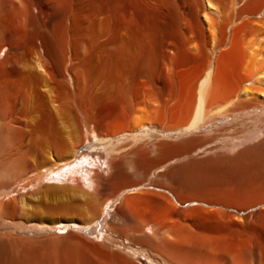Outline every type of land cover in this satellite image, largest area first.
I'll return each mask as SVG.
<instances>
[{
	"label": "bare ground",
	"instance_id": "6f19581e",
	"mask_svg": "<svg viewBox=\"0 0 264 264\" xmlns=\"http://www.w3.org/2000/svg\"><path fill=\"white\" fill-rule=\"evenodd\" d=\"M92 90L107 117L144 104L153 118L116 145L91 132L109 175L81 181L78 148L56 150L64 122L89 130ZM147 125L161 128L150 147L139 145ZM174 161L152 185L168 184L182 211L132 210L134 188L104 203L137 184L134 171L145 181ZM65 183L93 192L95 220L33 217L46 197H74L60 195ZM140 254L264 264V0H0V264H142Z\"/></svg>",
	"mask_w": 264,
	"mask_h": 264
},
{
	"label": "rangeland",
	"instance_id": "374dc122",
	"mask_svg": "<svg viewBox=\"0 0 264 264\" xmlns=\"http://www.w3.org/2000/svg\"><path fill=\"white\" fill-rule=\"evenodd\" d=\"M99 93V91H94L92 90L91 97L89 98V109H90V120H89V130H82L80 123L77 119V117H73L68 123L65 125V122L63 124L64 130H63V135H62V140H61V145H59L58 149L56 150L57 156H62L69 154L73 148H78L77 149V156L79 158H84L82 168L80 167V173L82 174L81 176L78 175V178H81L80 180L85 181V177L87 174H92L97 173V174H104L109 175L107 173V169L105 167V162L108 159V154L107 152L100 146H92L89 142L90 139H92V134L94 130L97 131V133L104 137V138H114V145L117 144V141H115V137L117 135L123 134L125 132L130 131L133 127L134 124H140L149 120H152V108L147 107L144 104L143 107L137 105L138 107L134 109L133 113H126V116L129 115L131 116L128 117V120L125 116V113L123 116L118 117L119 115H122L123 113L120 112L119 115H114L112 117H107L105 112V99L102 98H96ZM94 95V96H93ZM96 95V96H95ZM99 97V96H98ZM93 98V99H92ZM99 99L101 101H99ZM96 101V102H95ZM102 107V108H101ZM101 108V109H100ZM137 109V110H136ZM150 109V110H148ZM103 110V111H102ZM136 113V114H135ZM100 117V118H99ZM107 117V119H106ZM110 118V119H109ZM113 118V119H112ZM105 119V120H104ZM68 126V127H66ZM66 128V129H65ZM68 128V129H67ZM160 126L154 125V126H149L147 125L144 129V131H141L138 135L144 137V139L141 141L142 143L139 145H145L150 147L152 141L149 140V138H152V134H157L158 131L160 130ZM222 128L221 127H215L211 129V135H217ZM216 132V133H215ZM147 135V137H145ZM150 136V137H149ZM83 139H86V143H83ZM246 136L242 138V140H245ZM227 141V140H226ZM223 138L219 139L214 143L213 145L209 146L211 147H222L225 142ZM83 143V144H82ZM238 139L234 140L232 144H237ZM143 145V146H144ZM225 146V145H224ZM46 149V155L49 156L48 152L49 149ZM61 151V153H60ZM237 152V150H236ZM234 152V154H236ZM233 155V154H232ZM92 161L93 164H89L88 162ZM129 163V162H126ZM177 162H171L168 163L165 167L163 168H158L156 171L153 173V177L151 176L149 179L145 180L141 175H138L140 171H134V180L136 181V185L127 189H122L120 192H116L114 194L111 193H103V198L104 203L108 202L111 199H117V204L119 205L122 203L127 195H137V194H130L133 192H129L128 189L134 188V192L142 191L143 193L139 196V198L133 199V204L132 210L141 211L142 212H152L154 213H169L172 211L174 207H177L178 211H182V208L185 206H182L183 204L181 201L177 200L175 197L172 196L171 192L169 191L170 186L168 184H165L162 182L161 185H152L153 181H158L160 180V173L167 172V169L176 164ZM100 170H98V169ZM102 169V170H101ZM83 170V172H82ZM102 171V172H101ZM99 172V173H98ZM101 172V173H100ZM131 172V171H129ZM157 179V180H156ZM164 183V184H163ZM76 184V181H75ZM52 185H62L61 183H55ZM73 184H63L65 187H73V189H67V190H62L59 191L60 195L65 194V196L69 197L70 195H74V197L68 199L67 202L65 203L62 199H59V197H54L53 200L51 198H48L50 200H46V198L43 199V201L40 204H34L31 208L33 217L36 220L40 221H48V222H54V220L57 221H67L69 219H75V221H78V223L81 224H88L89 222L95 220L99 214L101 213L102 209H98L97 207L95 208V200L92 197V191L89 189L86 190V188H80V186H72ZM79 188V190H78ZM78 191V192H77ZM77 192V193H76ZM76 193V194H75ZM155 193V194H154ZM85 194V195H84ZM167 196V197H166ZM82 197V198H81ZM71 201V202H70ZM150 201V202H149ZM156 201V202H155ZM179 201V203H178ZM64 202V205L69 207H62V203ZM148 202V203H147ZM159 203V204H158ZM154 204V205H153ZM182 204V205H181ZM39 205V206H38ZM62 205V206H61ZM117 205V206H118ZM138 205V207H137ZM59 206V207H58ZM169 206V207H168ZM182 206V207H181ZM58 207V209H56ZM62 207V208H61ZM137 208V209H135ZM54 209V211H53ZM117 208H115L116 210ZM51 210V211H50ZM110 210V209H109ZM53 211V212H52ZM168 211V212H167ZM118 212V211H117ZM109 214L110 212H106ZM53 217V218H52ZM62 219V220H61ZM98 227L99 231L105 230L104 227H101V223H98L97 225H94L93 227H88V228H83V227H77V229H82L86 230L87 232L95 229V227ZM78 232L82 235L86 234L84 232H81L78 230ZM76 231V233H78ZM106 234V233H105ZM89 239L93 240L92 236H88V234L85 235ZM99 238L102 236V232H99L97 234ZM99 240V239H98ZM96 240V242L98 241ZM95 241V240H94ZM98 243V242H97ZM140 254L139 260L142 261V264H150L149 260L146 259L145 256ZM155 263H160L161 261L159 259H154ZM140 261H138L140 263ZM158 261V262H157Z\"/></svg>",
	"mask_w": 264,
	"mask_h": 264
}]
</instances>
